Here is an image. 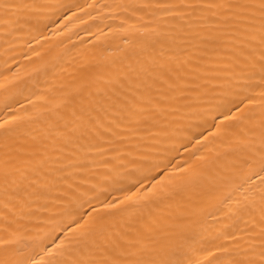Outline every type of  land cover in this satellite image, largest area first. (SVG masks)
<instances>
[{"label":"bare ground","instance_id":"1","mask_svg":"<svg viewBox=\"0 0 264 264\" xmlns=\"http://www.w3.org/2000/svg\"><path fill=\"white\" fill-rule=\"evenodd\" d=\"M264 264V0H0V264Z\"/></svg>","mask_w":264,"mask_h":264},{"label":"snow or ice","instance_id":"2","mask_svg":"<svg viewBox=\"0 0 264 264\" xmlns=\"http://www.w3.org/2000/svg\"><path fill=\"white\" fill-rule=\"evenodd\" d=\"M76 264H83V262H82V261H79V260H77V261H76Z\"/></svg>","mask_w":264,"mask_h":264}]
</instances>
